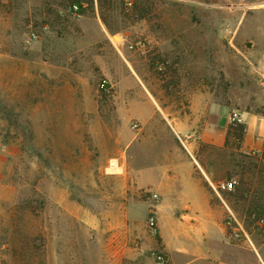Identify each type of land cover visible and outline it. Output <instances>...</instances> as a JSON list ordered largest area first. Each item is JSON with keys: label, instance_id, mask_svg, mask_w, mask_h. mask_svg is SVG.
<instances>
[{"label": "rangeland", "instance_id": "1", "mask_svg": "<svg viewBox=\"0 0 264 264\" xmlns=\"http://www.w3.org/2000/svg\"><path fill=\"white\" fill-rule=\"evenodd\" d=\"M60 3L0 0V264H136L109 257L124 205L151 200L135 168L186 153L141 120L150 100L174 114L201 95L264 119V0H93L79 16ZM237 144L200 143L199 160L242 185L212 198L228 243L264 264V149Z\"/></svg>", "mask_w": 264, "mask_h": 264}, {"label": "crops", "instance_id": "2", "mask_svg": "<svg viewBox=\"0 0 264 264\" xmlns=\"http://www.w3.org/2000/svg\"><path fill=\"white\" fill-rule=\"evenodd\" d=\"M150 105V113L141 120H163L164 129L156 130V137L177 140L186 153L174 144L161 147L158 153L172 154L170 159L166 156L163 162L135 168L136 184L151 200L147 197L124 205L123 225L117 232L119 242L109 247V257L119 255L121 259L133 258L136 264H150L142 260V255L157 249L166 254L169 264H258L253 255L246 257L237 246L228 243L220 211L212 198L214 178L199 160L200 143L217 149L224 147L229 108L201 95L193 96L185 110L174 114L163 113L156 100L151 99ZM238 115L245 125L241 152L264 149V119L248 113ZM140 205L146 209L142 221L138 220ZM151 207L158 224L155 240L146 231L145 219ZM172 255L181 258L182 263H176Z\"/></svg>", "mask_w": 264, "mask_h": 264}, {"label": "built area", "instance_id": "3", "mask_svg": "<svg viewBox=\"0 0 264 264\" xmlns=\"http://www.w3.org/2000/svg\"><path fill=\"white\" fill-rule=\"evenodd\" d=\"M74 11H76V7H73ZM36 34L35 33H30L26 39L27 43H30L31 41L36 39ZM227 121L229 123H233V124H241L243 123V120L241 118L240 115L235 114V113H231L228 117H227ZM138 125L137 124H133L132 125V129H137ZM237 183L235 180L230 179V180H224V181H220L218 183H216L215 185L212 186V189L214 191V193L219 197V195L221 193H231L236 189ZM153 198H156V196L154 195ZM146 228L148 233L153 236L156 237L158 235V225H157V220L155 217V212L153 209H150L148 211L147 217H146ZM236 238H239L240 236L238 234L234 235ZM151 258L153 259V261L155 262V264H169V260L166 256V254L160 250H152L150 253Z\"/></svg>", "mask_w": 264, "mask_h": 264}, {"label": "trees", "instance_id": "4", "mask_svg": "<svg viewBox=\"0 0 264 264\" xmlns=\"http://www.w3.org/2000/svg\"><path fill=\"white\" fill-rule=\"evenodd\" d=\"M99 6L101 5V0H97ZM62 6L63 11L67 10L69 15H75V16H79L82 15L86 9L85 7H83V5H87V6H92L93 5V0H62V3H60ZM73 7H76V11H74ZM60 10H58L57 17H60ZM103 24L105 23V19H101ZM105 83H102V87L104 86ZM245 133V125L243 123L241 124H233V123H229L227 131H226V137H225V143H224V147H226L229 143V140L232 138V140H235L238 144L240 145L242 137ZM257 156V155H254ZM242 185L238 186L235 190V194H238V192H240V188ZM256 214V218H260V216H262V214H260V212H258L257 210L255 211ZM252 213H248V215L250 216Z\"/></svg>", "mask_w": 264, "mask_h": 264}, {"label": "bare ground", "instance_id": "5", "mask_svg": "<svg viewBox=\"0 0 264 264\" xmlns=\"http://www.w3.org/2000/svg\"><path fill=\"white\" fill-rule=\"evenodd\" d=\"M110 172H119L120 169L117 168L115 161H111L110 167L108 168Z\"/></svg>", "mask_w": 264, "mask_h": 264}]
</instances>
